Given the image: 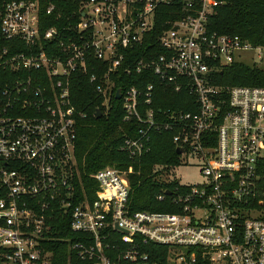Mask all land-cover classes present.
<instances>
[{
	"label": "built area",
	"instance_id": "built-area-1",
	"mask_svg": "<svg viewBox=\"0 0 264 264\" xmlns=\"http://www.w3.org/2000/svg\"><path fill=\"white\" fill-rule=\"evenodd\" d=\"M221 4L0 0V264H53L46 243L53 221L68 214L80 236L67 264H264V214L254 204L264 160V86L217 82L218 72L254 47L208 30ZM163 7L171 15L157 54L156 46H142L154 39ZM147 70L153 82L117 87L121 72ZM79 74L103 97V114L120 89L123 122L135 126L121 146L131 158L150 150L153 131L167 130L182 150L181 164L200 161L201 182L174 176L177 183L159 196L176 211L131 209L132 166L98 169L90 175L94 198L85 190L74 172L77 129L87 116L71 96ZM157 84L191 96L185 102L195 110L157 113ZM150 243L168 247L167 254L145 251Z\"/></svg>",
	"mask_w": 264,
	"mask_h": 264
},
{
	"label": "trees",
	"instance_id": "trees-1",
	"mask_svg": "<svg viewBox=\"0 0 264 264\" xmlns=\"http://www.w3.org/2000/svg\"><path fill=\"white\" fill-rule=\"evenodd\" d=\"M221 1L223 4L218 6L210 17L208 30L220 34L238 35L254 47L264 49V0ZM73 10V7H70V10L68 8L63 10L62 23L66 22L65 16L71 15ZM161 10L162 17L157 19L154 39L146 41L142 46L143 49L150 45L156 46L157 54L161 53V49L157 46V36L171 15L169 7H163ZM71 20L74 19L71 18ZM53 24L55 22H50L44 28ZM117 74H120V70L117 71ZM116 76L115 74L114 77ZM216 78L217 82L223 85L264 86V69L235 62L218 72ZM154 80L155 75L148 70L130 76L121 72L117 87H122L124 90L127 86H142ZM156 92L154 107L157 113L165 109L195 110L185 102L186 99L191 98L186 93H173L161 84H157ZM71 96L77 109L87 115L80 121L77 129L74 172L80 177L83 187L90 197L94 198V191L97 187L96 181L90 177L92 173L107 165L123 170L132 166L133 171L129 173L131 209L133 211H176L175 207L170 204L169 197L159 198L166 189L172 188L177 183L176 180L167 181L161 178V172L165 169L181 164V155L177 152L173 133L167 130L153 131L150 150L143 156L133 159L128 153L121 150L126 132L128 130L132 132L135 129L134 125L123 122L122 100L112 98V107L109 112L104 113L101 118H97L96 111L98 109L104 112L103 97L96 91L95 84L90 81V77L80 74L73 80ZM132 133L134 134V132ZM258 171L261 194L256 198L254 204L258 209H264V160L259 164ZM81 182L77 181L78 191H81ZM53 223L56 228L51 233V244L47 242L46 246L53 250V264H67L71 260L70 258L75 255V251L70 245L80 236V233L71 230L69 214L64 218L58 216ZM65 238L70 239V242ZM144 248L145 251L153 255H165L168 252V247L152 243L147 244Z\"/></svg>",
	"mask_w": 264,
	"mask_h": 264
},
{
	"label": "rangeland",
	"instance_id": "rangeland-1",
	"mask_svg": "<svg viewBox=\"0 0 264 264\" xmlns=\"http://www.w3.org/2000/svg\"><path fill=\"white\" fill-rule=\"evenodd\" d=\"M237 60L264 69V49L262 47H253L242 51L240 56L237 57ZM200 164L199 160L190 159L177 167L165 169L161 172V178H163V180L171 181L174 176H177L182 183L194 184L201 182L204 179V176L201 174ZM259 210L264 214V209Z\"/></svg>",
	"mask_w": 264,
	"mask_h": 264
},
{
	"label": "water",
	"instance_id": "water-1",
	"mask_svg": "<svg viewBox=\"0 0 264 264\" xmlns=\"http://www.w3.org/2000/svg\"><path fill=\"white\" fill-rule=\"evenodd\" d=\"M116 98H117V99L121 98V91H120V89L117 90ZM102 116H103L102 111L97 110V111H96V117H97V118H101ZM177 152L180 154V153H182V150L179 149V148H177ZM166 193H167V194H170L171 192L168 190Z\"/></svg>",
	"mask_w": 264,
	"mask_h": 264
}]
</instances>
